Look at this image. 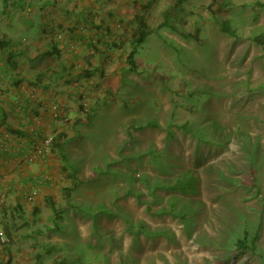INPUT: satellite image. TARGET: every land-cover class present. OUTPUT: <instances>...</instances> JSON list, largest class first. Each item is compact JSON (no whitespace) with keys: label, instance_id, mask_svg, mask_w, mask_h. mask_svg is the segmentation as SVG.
Instances as JSON below:
<instances>
[{"label":"rangeland","instance_id":"374dc122","mask_svg":"<svg viewBox=\"0 0 264 264\" xmlns=\"http://www.w3.org/2000/svg\"><path fill=\"white\" fill-rule=\"evenodd\" d=\"M12 1L3 9L0 0V12ZM218 1L215 13L208 1H182L156 28L174 2L159 0L146 12L152 31L136 44L134 69L135 24L98 34L101 43L71 61L77 80L95 85L65 81L61 89L75 90L66 99L85 110L81 122L57 120L65 136V181L53 201L60 218L49 200L35 211L4 208L17 264H33L27 254L45 243L44 264H264V47L250 38L264 32V0ZM194 128L211 142L199 143ZM188 170L194 192L164 187ZM177 197L200 201L186 225L171 210ZM244 228L254 250L236 246Z\"/></svg>","mask_w":264,"mask_h":264},{"label":"crops","instance_id":"0c3cea01","mask_svg":"<svg viewBox=\"0 0 264 264\" xmlns=\"http://www.w3.org/2000/svg\"><path fill=\"white\" fill-rule=\"evenodd\" d=\"M158 2L27 0L23 9L0 12V198L4 200L0 206V229L7 226L1 217L4 208L32 204L35 211L47 200L58 199V187L65 181V164L60 158L65 136L64 126L57 120L70 117L81 122L80 112L85 110L79 104L74 109V104L66 99L75 96V90L67 88L65 94L61 89L65 81H83V90L89 91L95 85L92 79L77 80L70 64L83 59L93 41L101 43L98 34L118 25L129 31L132 24L137 29L141 20L146 23V12L156 8ZM63 51L67 59H62ZM101 63L97 58L96 67ZM72 113L75 114L70 116ZM52 130L57 134L47 152L44 140ZM44 175L48 179L39 180ZM27 255L26 261L32 263L31 253ZM17 261L9 244L0 246V264Z\"/></svg>","mask_w":264,"mask_h":264},{"label":"trees","instance_id":"16d2710c","mask_svg":"<svg viewBox=\"0 0 264 264\" xmlns=\"http://www.w3.org/2000/svg\"><path fill=\"white\" fill-rule=\"evenodd\" d=\"M26 1L27 0H16V1L10 2L11 9H16V8L23 9L26 5ZM182 1H185V0H174L173 4L164 10V12H163L164 13V20L160 21L156 25V28H160L161 26H163L167 23L165 16L171 11V7L178 6L179 4H181ZM216 1L217 0H209L207 3V8L212 13H215L213 10V7H214ZM3 5H4L3 9H5L9 5L7 0H3ZM224 28L229 29V32L232 33V30L228 26H225ZM151 31H152V28H150V26L147 23L142 22V20H141L139 27L137 29L133 30L134 34L130 40L131 48H130V51L127 55V61L129 63L130 69H134V67H135V62H134L133 57H134V53L136 50L135 49L136 44L142 43L145 36L148 33H150ZM250 38L252 39V41H254L257 44H259L260 46L264 47V32L252 35V36H250ZM77 122H79V120H77ZM182 127H184V126H182ZM184 128H189V127L185 126ZM192 131H193V134L195 135V137L199 143L211 142V140L205 139L204 137H202L200 135L201 132L197 128H194ZM55 138L56 137H53V143L55 141ZM60 158L62 161H63V158H65L64 154L62 152L60 153ZM71 176L74 177V179L76 178V175L74 172H72ZM197 182H198V179H197L196 174H194L193 171L188 170L184 175L183 174L180 176L178 175L177 178H175V180H173L171 182V184H167V186L164 185V187L176 188L180 191V193L187 192V191H189V192L193 191L194 192L196 189L195 184ZM177 199L182 200V201H180L181 202L180 205L177 206L175 210H173V209H171V210L175 214L180 216L183 224L186 225L187 221H189V218L198 211L197 210L198 209L197 203H200V201H197L194 198H192V199L186 198L183 200L180 197H177ZM49 204H50L51 210L53 211V218L54 219L60 218L59 209L57 208V206H55V204L51 200L49 201ZM17 208H19V206ZM55 226L57 228V222H55ZM45 227L49 228V230H51V231H55V229H56L53 227L51 228L50 226H45ZM3 231H4L5 235L9 238L8 242H10L12 240V237H11L12 234H10V228L8 226H6ZM136 231H141V228L138 227L135 230V232ZM35 232L44 234V232L41 229H36ZM254 237H255L254 234L248 235L247 230L244 228L242 231V236L236 238V241H235L236 246L239 248L249 247L251 250H254ZM46 245L47 244L45 243L39 249L34 250V252L32 254L33 264H44L43 259H44V256L46 254V250H49L51 248V247L46 246ZM54 264H55V262H54Z\"/></svg>","mask_w":264,"mask_h":264},{"label":"built area","instance_id":"2783aa9c","mask_svg":"<svg viewBox=\"0 0 264 264\" xmlns=\"http://www.w3.org/2000/svg\"><path fill=\"white\" fill-rule=\"evenodd\" d=\"M52 139H53L52 135H48L45 138V140H44L45 148L50 145V142H51ZM43 179H48V176L44 175L42 177V179H39V180H43ZM0 205H1V200H0ZM8 241H9V238L5 235L4 231L2 229H0V246H4V245L8 244Z\"/></svg>","mask_w":264,"mask_h":264}]
</instances>
